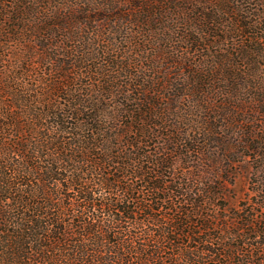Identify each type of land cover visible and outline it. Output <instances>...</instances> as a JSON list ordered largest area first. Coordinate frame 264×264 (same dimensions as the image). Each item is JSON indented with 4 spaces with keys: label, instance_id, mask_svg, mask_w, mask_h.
<instances>
[{
    "label": "trees",
    "instance_id": "16d2710c",
    "mask_svg": "<svg viewBox=\"0 0 264 264\" xmlns=\"http://www.w3.org/2000/svg\"><path fill=\"white\" fill-rule=\"evenodd\" d=\"M210 1L216 4V10L197 19L194 29L204 25L201 39L216 37L214 43L218 46L231 39L232 45L222 54L216 50L206 56L212 60L203 61L200 70L193 74L195 88L204 95L210 94L208 89H215L216 84H224L228 91L223 97L231 104L241 105L237 103L238 110L231 106L236 110L232 116L247 112L250 104L254 114L264 116V84L260 88L254 86L252 103L244 102L241 94L247 73L244 69L256 65L253 56L264 57L260 53L261 46L264 47V20L254 19L257 15L264 16L247 8L251 0ZM41 2L14 0L12 4L18 6V12L9 26L0 24L8 36L7 40L0 37V46L15 42L26 46L19 39L30 32L42 52L38 57L54 66L48 72L53 78L43 96L44 102L36 101L40 108L28 113L40 124L25 122L21 115L6 114L5 121L0 120V140L4 135L25 134V127L31 135L39 133L37 139L30 136L19 140L15 149L0 142V264H166L163 260L154 261L162 247L153 242L161 237L165 242L174 241L170 235L179 232L190 242L198 243L182 254L186 264H264V195L254 204H244L234 217L226 219L224 227L215 226L202 214L196 229L187 231L190 212L175 205L162 217L154 213L159 209L156 205L171 204L179 194L176 186H168L166 174L172 166L171 159L163 157L159 150L146 149L156 130L163 127L154 120L161 116L148 96L131 98L136 101L129 96L133 103L121 109L103 105V101L119 91L110 84L111 73L128 71L127 67L133 68L132 62L126 68L116 65L117 56L108 47L99 50L98 56L84 45L82 49H65L64 42L71 38L66 31L85 30L88 21L97 22L96 18L69 19L62 13L49 11ZM153 3L160 4L158 0H149L146 6L151 8ZM222 15L230 17L225 21L227 28L219 20ZM148 17L144 19L143 14L142 17L136 14L132 21L137 26L157 23V15ZM54 18L59 21H52ZM222 28L234 36H221ZM53 39L59 41L49 44ZM197 41L192 35L183 39L186 43ZM53 47L66 51L57 55L47 53ZM29 51L18 55L21 59L37 57L34 49ZM58 56L74 59L70 63L65 59L57 62ZM84 75L92 80L91 87L98 85L97 90L82 93L79 82ZM125 76L131 81L125 84L126 88L143 87L147 92L139 73L126 72ZM119 82L123 83L121 79ZM253 129L246 134L245 143L259 156L261 148L252 144L259 140ZM178 141L175 138L163 144L166 155L176 153L175 147L181 145ZM184 147L187 153L196 151L192 144ZM69 191L75 192L74 196ZM209 193L210 201H215L222 191L213 188ZM256 193L261 194V190ZM139 212L149 213L148 219L157 230L144 228L145 222L135 217ZM131 221L140 232L132 233L128 225ZM178 262L172 259L169 264Z\"/></svg>",
    "mask_w": 264,
    "mask_h": 264
},
{
    "label": "rangeland",
    "instance_id": "374dc122",
    "mask_svg": "<svg viewBox=\"0 0 264 264\" xmlns=\"http://www.w3.org/2000/svg\"><path fill=\"white\" fill-rule=\"evenodd\" d=\"M41 1V4L45 5L44 7H47L49 11L62 13L69 19L76 16L96 18L97 22L88 21V28L83 29L85 31L83 34H81L82 29L72 28L71 31H66L69 32L68 35L71 38L64 42L65 49L69 47L78 49L84 45L86 49L97 53L96 56H98L99 50L108 47L118 58L114 59L117 62L116 65L119 64L120 67L126 68L128 63L132 62L133 68L127 67L126 72L139 73L142 78L140 80H145L146 93L142 90L143 87L128 86L130 87L128 89L125 84L131 81L125 76L126 72L113 71L110 84L115 91H119L102 103L111 109H121L124 108L123 106H131L132 101H136L131 98L138 99L148 96L156 108V113L161 116V119L154 120L161 123L163 127L156 130L157 134L150 140V145L146 149L159 150L163 157L171 159L172 166L166 174L169 181L168 186H176L179 194L170 201L171 204L156 205V208H159L154 211L156 215L162 217L169 214V209L175 205L190 212L187 231L190 228L195 230L203 215L208 216L215 226L224 227L226 219L234 217L244 204H254L262 199L264 195V171H262L264 169V116L254 114L251 104H247L249 106L247 112L232 116V112L238 110L240 103L237 102L239 105L231 104L229 99L223 97L222 94L228 91V87H224L226 85L216 84L215 89H208L210 94L200 95L193 82V74L200 70L199 67L203 61L212 60L211 57H206L207 55L216 50L222 54L232 45L230 38L219 46L218 43H214L216 37L201 39L200 34L205 30L204 25H199L198 30L194 29L197 19L204 18L205 13L216 10L215 3L210 0H158L160 4L153 3L154 6L149 8L146 6L149 0ZM12 2L14 0H0V24L9 26L11 19L15 17L14 13L18 12V6H14ZM64 4H70L71 7H66ZM247 5L253 13L264 16V0H251V3ZM136 14L141 17L143 14L144 19H150L149 14L157 15V23L152 21L151 24L137 26L132 21ZM258 17L259 15L254 19L264 20V17ZM227 19L229 20L230 17L226 15H222L219 19L221 23L224 22L223 26L226 28ZM104 20L107 21L104 22ZM52 21H59V19L54 18ZM6 30L8 31L9 28L6 27ZM219 34L227 38L234 36L230 35L225 28H222V31L219 30ZM187 35H192V38L199 41L196 43L183 42ZM0 37L2 40L8 39L6 31L1 26ZM15 38L19 37L15 36ZM19 40L25 42L26 46H21L18 42L8 44L7 47L0 46V51H2L0 120L5 121L4 115L6 114L8 116L21 115L25 122L33 123L35 119L29 114L37 110L36 107L40 108L36 101L44 102L43 96L48 92L50 79L53 78V75L51 76L48 72L54 66L49 60L38 57L42 52L38 50L32 33L26 32L24 38L20 37ZM57 41L59 40L53 39L48 43ZM141 42L143 44L136 46V43ZM29 49H34L37 57L21 59L18 54L24 50L31 52ZM65 51L63 48L53 47L48 49L47 53L57 55L58 52L64 53ZM260 53L264 56L262 46ZM63 59L70 63L74 58L58 56L57 62ZM253 59L257 63L252 68L244 69L247 72L246 81L241 91L242 99L247 103L254 101L256 92L253 89L254 86L257 85L260 88L264 84V57L253 56ZM119 79L123 83H120ZM136 81L134 80V83ZM79 83H82L80 88L84 94L98 89V85L96 88L91 87L92 80L86 75L80 79ZM3 90L9 94L4 93ZM129 96L132 101H129ZM137 103L134 102V104ZM232 105L236 110L231 109ZM14 108L16 111L12 110ZM23 120L19 119L20 122ZM242 120H248V122ZM34 123L40 124L38 121ZM252 127L256 129L259 137L257 143L256 141L252 143L253 146L258 147L259 145L261 148L259 156L249 150L245 143L246 134L252 131ZM25 128L27 131L25 134L4 135L0 142L15 149L19 140L30 136L37 139L38 131L31 135L30 129ZM175 138L179 140L178 143L181 142V145L175 147L177 148L176 153L168 156L162 150L163 144L170 143L169 141ZM191 144L196 151L187 153L184 146H191ZM213 188H218V191L222 193L215 201H210L212 196L209 192ZM256 190H261V194H257ZM74 193L73 191L68 192L71 196H74ZM104 195L107 196L108 192H104ZM252 208L253 206L250 207ZM96 213L99 215L100 212ZM148 215L149 213L139 212L135 217L137 221L145 222L146 227L144 228L157 230L150 223ZM258 215L261 216V213ZM67 218L72 220L71 216ZM135 224L134 221L128 223L132 227V233H138L141 230L137 229ZM182 235L183 232L177 235L171 234V239L174 240L171 242L163 241V237L160 241L153 242L160 243L162 247V250L155 255L154 261L162 262L163 260V263L169 264L173 259V261H179L180 264H186L182 261V254L198 246V243L190 242L186 236ZM178 242L179 246L176 245ZM164 245L166 247L163 250Z\"/></svg>",
    "mask_w": 264,
    "mask_h": 264
}]
</instances>
